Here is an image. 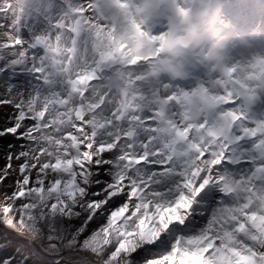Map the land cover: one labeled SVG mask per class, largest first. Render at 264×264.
<instances>
[{
	"label": "snow or ice",
	"instance_id": "snow-or-ice-1",
	"mask_svg": "<svg viewBox=\"0 0 264 264\" xmlns=\"http://www.w3.org/2000/svg\"><path fill=\"white\" fill-rule=\"evenodd\" d=\"M107 2L67 6L65 91L0 126V264H264V74L178 87L153 8Z\"/></svg>",
	"mask_w": 264,
	"mask_h": 264
},
{
	"label": "rangeland",
	"instance_id": "rangeland-1",
	"mask_svg": "<svg viewBox=\"0 0 264 264\" xmlns=\"http://www.w3.org/2000/svg\"><path fill=\"white\" fill-rule=\"evenodd\" d=\"M78 2L0 0V101H3L0 114H7V125L18 112L29 110L35 114L48 106L55 94L65 91L64 78L55 69L51 55L40 41L58 33L55 22L68 11L69 4ZM98 2L105 10L111 6L107 0ZM142 2L155 9L146 25L152 34L159 35L174 27L167 0ZM179 3L189 7L192 0H179ZM212 3L214 38L200 48L187 50L183 57L171 58L178 75L164 73L178 87L193 89L211 85L225 66L239 67L238 76L244 79L253 72L257 76L264 74V66L259 64L264 58V0H212ZM216 42L223 45L219 50L223 62L204 58V53ZM4 147L0 145V149Z\"/></svg>",
	"mask_w": 264,
	"mask_h": 264
},
{
	"label": "clouds",
	"instance_id": "clouds-1",
	"mask_svg": "<svg viewBox=\"0 0 264 264\" xmlns=\"http://www.w3.org/2000/svg\"><path fill=\"white\" fill-rule=\"evenodd\" d=\"M168 14L175 25L165 34L169 37V47L172 58L183 57L187 50L200 48L205 42L214 38V12L212 0H192L189 7L181 6L179 0H167ZM155 11V9H153ZM167 23V21H162ZM223 47L221 42L212 45L211 50L204 53L207 60L223 62L220 51Z\"/></svg>",
	"mask_w": 264,
	"mask_h": 264
},
{
	"label": "bare ground",
	"instance_id": "bare-ground-1",
	"mask_svg": "<svg viewBox=\"0 0 264 264\" xmlns=\"http://www.w3.org/2000/svg\"><path fill=\"white\" fill-rule=\"evenodd\" d=\"M6 115H7L6 113H3V115L0 114V126H7L8 119L6 120L4 119V117H7ZM65 258L69 260H75L74 256H66Z\"/></svg>",
	"mask_w": 264,
	"mask_h": 264
}]
</instances>
